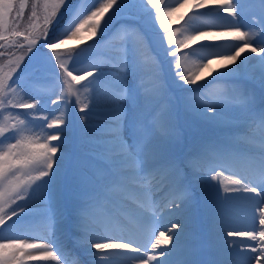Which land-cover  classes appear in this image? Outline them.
<instances>
[{"label":"snow or ice","instance_id":"snow-or-ice-1","mask_svg":"<svg viewBox=\"0 0 264 264\" xmlns=\"http://www.w3.org/2000/svg\"><path fill=\"white\" fill-rule=\"evenodd\" d=\"M176 13L184 24L169 31ZM72 39L80 43L65 47ZM14 49L21 55L5 59ZM97 51L103 59L74 74L78 57ZM49 64L59 69L52 79ZM49 85L64 89L51 104L79 117L75 156L61 149L72 120L36 115ZM4 113L0 232L38 217L49 235L0 236V264H111L114 254L128 264H264V0H0ZM237 200L249 202L252 230L228 231L220 245ZM129 219L144 242L123 234Z\"/></svg>","mask_w":264,"mask_h":264},{"label":"rangeland","instance_id":"rangeland-1","mask_svg":"<svg viewBox=\"0 0 264 264\" xmlns=\"http://www.w3.org/2000/svg\"><path fill=\"white\" fill-rule=\"evenodd\" d=\"M181 2H182V0H181ZM165 3L168 6H173L174 7L176 5V3H177V0H165ZM244 7L247 10L250 7V5L245 3ZM248 18H250V17H248ZM169 21H170L169 31H171L172 28L180 27L181 25L184 24V21L180 19V13L174 14L172 17L169 18L168 21H166V23H169ZM244 22L246 23L247 19H245ZM23 23H24L25 26H27V20L26 19L24 20ZM149 23H150V21H149ZM62 27H63V22H62V25H61L60 29ZM215 30L216 31H221L223 29L217 28ZM242 30H249V29L244 28ZM225 39H228V38H226V37L220 38L221 41H223ZM22 42L23 41H21V43ZM75 43H79V41L76 40V39L68 40V41H66L65 47H69V46H71V45H73ZM221 47L226 48V47H228V45L221 43ZM199 51L206 52V49H200ZM225 54H227V53H225ZM245 55H247V54H245ZM253 55H255V54H253ZM11 56H9V57H11L9 59H15V57H16V55L13 56V54ZM84 58H85V56L78 58V62L76 64H79L81 62V60L84 59ZM191 59L192 60H196L197 58L193 56V57H191ZM65 60L69 63L70 66L72 65V60L70 62L67 59H65ZM219 63H223V62L222 61L218 62V60L214 59L212 64H211V68H213V69L217 68ZM237 63H239V61ZM255 63H256V61H251L249 66H248L249 69H251L252 66L255 65ZM52 65L53 64H49L48 67L51 69ZM74 67L75 68H80L81 66H74ZM80 69H86V70H89V71L91 70V68L86 67V66L82 67ZM80 69H77L74 72H77L78 75H82L83 74V70H81L79 72ZM70 70H72V67H70ZM204 75L207 76V70H205ZM50 79H52V78H50ZM208 79L211 80L212 77H208ZM239 82L247 83V82H244V81H237V83H239ZM87 86L88 85H86L84 87H87ZM84 87L79 89V87L77 86L78 91L81 93L82 97L87 95V93L84 92ZM60 93L61 92L58 91L57 89H54V87L51 89V91L49 93H45V100L42 101V104L44 106V111L41 112V113H37L36 115H46V116H48L49 120L57 119V118H60L62 116L65 117L64 112H67L68 109L65 108V105L63 103H61L59 105H52L51 104V100H58L59 99ZM173 95H175V93H173ZM20 98L21 97H17V99H20ZM74 99H75V97H72L73 101L72 100L71 101L74 102ZM55 108H58L59 110L53 111V109H55ZM73 111L75 112V109ZM4 114L7 115V113H4ZM72 117L73 116L71 115L70 117H68V119H72ZM190 117L191 116H186L184 118V116H183L181 118V120H180V123L182 125H184L185 127H189L190 126L191 129H193V130L202 129L209 135L213 134L212 130L208 126L201 125V124L198 125V126H193V124L197 125L198 123H192V121L189 119ZM35 132L37 134H40L41 133V128L40 127H36L35 128ZM53 132H54V130L48 129V130H46V132L44 134H53ZM74 133H75V129L72 126H69V128L66 129L62 133V138L63 137H67V143L62 145L61 149H62L63 152H66L70 156H75L82 150V145L81 144L79 146L77 145V143L80 141V139L77 138V137H74ZM75 138H76V140H75ZM75 141H76V146H75ZM53 143H56V142H53ZM207 180H208V182L210 184L206 185V187L208 186L209 191H212V189L210 187V185H213V181L211 180V176H208ZM29 204L32 206L34 211H39L44 206L42 201H41L39 193H36L35 195H33L32 199L29 201ZM235 208L242 210V208H239L238 206H236ZM231 212H232V214H236L237 215V213H236L237 211L236 210L235 211L231 210ZM232 216L233 215H228V218L230 217L229 219L231 220V219H233ZM240 216H242V215H240ZM242 217H245V215H243ZM39 221L40 222H35L34 220H31L30 222H28V223H26L24 225H21V223H16L14 225H10V228H6L2 232H0V236L6 237V238H13V237L17 238V237H22V236L29 235V234H31L33 232H36V231H41V232L47 231L44 223L42 222V220L40 218H39ZM126 225H131V223L129 221H127L122 227L126 228ZM225 232L227 233L228 231L225 230ZM225 232L223 233L224 236H226ZM223 234L221 233V235H223ZM222 239L224 240V238H222ZM228 241H231V240H228Z\"/></svg>","mask_w":264,"mask_h":264},{"label":"bare ground","instance_id":"bare-ground-1","mask_svg":"<svg viewBox=\"0 0 264 264\" xmlns=\"http://www.w3.org/2000/svg\"><path fill=\"white\" fill-rule=\"evenodd\" d=\"M257 134H259V133H257ZM217 171H223V170L217 169ZM222 178L223 179H231V178H235V177H233L230 172L223 171V177ZM207 179H208V177H207ZM215 184H217V181H213V185H215ZM236 206H238L239 208L244 207L242 210V213L246 216L245 218L238 216V215H235V214H232L231 210L234 209V207H236ZM228 215H233L232 216L233 219H231V220L229 219V223L232 225H235V226L234 227L233 226L227 227V228H225L226 230H228V231H249V230H252L251 228L245 226L251 222V212H250V206H249L248 201H245V200L234 201L232 203L231 207L228 209ZM128 221L134 226V228H132L131 225H126V230L123 228L121 229L123 234L132 235L134 238L138 239L140 242H144L146 239L145 230L143 228H141L134 220L129 219ZM172 222L175 223L176 221L173 220ZM257 223H258V220H257ZM224 232L225 231L223 229V231L219 232L215 236L214 239H215L216 243H218L220 245H223L225 243V241L220 238L221 233L223 234ZM48 235H49V233L47 231H45V232L36 231V232H33L29 235L17 237V238L25 239L28 242H39L42 239H44L46 241ZM13 238H16V237H13ZM232 241H233V238H232ZM232 241H230V242H232ZM124 242H127V240H125ZM234 243L238 244V241H235ZM237 259H241V257H237ZM111 264H128V262L126 261V259L124 257H122L118 254H114L112 257V260H111Z\"/></svg>","mask_w":264,"mask_h":264},{"label":"trees","instance_id":"trees-1","mask_svg":"<svg viewBox=\"0 0 264 264\" xmlns=\"http://www.w3.org/2000/svg\"><path fill=\"white\" fill-rule=\"evenodd\" d=\"M110 11H111V10H110ZM106 15H107V14H106ZM23 22H24V21H22V25H23V27L21 28V30H24V28L27 27V26L24 25ZM61 25H62V23H61ZM61 25L58 26V30L60 29ZM79 43H80V42H79ZM79 43H75V44H73V45H71V46H69V47H74V46L78 45ZM87 43L91 44V41H88ZM12 54H13V56H14V55L19 56V55H21V52H20L19 50H15V49H14L13 52H12ZM71 55H72V54L64 55V56H63V59H67V60L70 62V61H71ZM83 56H85V58L82 59L81 62H80L79 64H75L74 66H81L80 68L85 67V66L88 67V65H89L90 63L98 62L99 60L103 59V58H102L103 56H102V54H101L99 51H97L94 55H89V54L85 53L84 55H81L80 57H83ZM11 57H12V56H11ZM11 57H5V59H9V58H11ZM80 57H78V58H80ZM53 60H54V57H53ZM26 63H29V62H28V61H25L24 63L21 64V67H22V68L25 67V64H26ZM80 68H76V69H80ZM81 70H85V69H80L79 72H80ZM58 71H59L58 66L55 65V64H53L52 67H51V70L48 72V76H49V78H53L55 72H58ZM79 72H78V73H79ZM74 74L78 75L77 72H74ZM88 79H91V77H89ZM109 83H111V82H109ZM239 83H242V82H239ZM86 85H87V82H86V81H82V82L80 83V85H78V87H79V89H80V88H82V87H84V86H86ZM222 86L226 87L225 85H222ZM53 87H54V86L49 85V87H47L46 89L43 90L44 93H49ZM212 87H214V86H212ZM54 89H57V90L60 91V92H63V91H64V89L59 88V87H54ZM77 89H78V88H77ZM71 100H72V98H71ZM72 101H73V100H72ZM74 101H75V99H74ZM73 103H74V102H73ZM73 110H74V109H72L70 112H69V110H67V112H64V114H65L66 119H68V117H70L71 115L73 116L72 119H71V120H72V124H71L70 126H72V127L75 129L74 137H77V138L80 139V137H79V128H78V125H79L80 121H79V117H77V116L75 115V112H74ZM3 115H6V114H2V115H0V119H3ZM13 115H15V113H13ZM184 117H186V116H184ZM21 118H23V117H21ZM189 119L192 121V123H198L197 125L205 124V123L203 122V120H202V119H199V118L190 117ZM193 126H196V125L193 124ZM75 140H76V138H75ZM77 145H78V146L80 145V141L77 143ZM75 146H76V141H75ZM13 219L15 220V218H13ZM31 220L38 221L39 218H38V217H27V218L23 219L22 221H18L17 223H21V225H24V224L30 222Z\"/></svg>","mask_w":264,"mask_h":264}]
</instances>
